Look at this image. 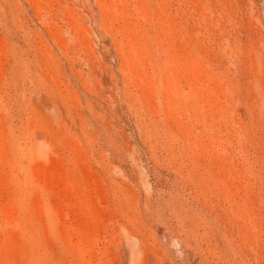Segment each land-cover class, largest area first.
Returning a JSON list of instances; mask_svg holds the SVG:
<instances>
[{"label":"rangeland","instance_id":"rangeland-1","mask_svg":"<svg viewBox=\"0 0 264 264\" xmlns=\"http://www.w3.org/2000/svg\"><path fill=\"white\" fill-rule=\"evenodd\" d=\"M0 264H264V0H0Z\"/></svg>","mask_w":264,"mask_h":264}]
</instances>
